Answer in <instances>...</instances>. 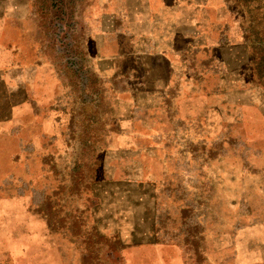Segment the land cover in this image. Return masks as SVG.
Instances as JSON below:
<instances>
[{
	"label": "rangeland",
	"instance_id": "obj_1",
	"mask_svg": "<svg viewBox=\"0 0 264 264\" xmlns=\"http://www.w3.org/2000/svg\"><path fill=\"white\" fill-rule=\"evenodd\" d=\"M153 2L0 0V264H264V0Z\"/></svg>",
	"mask_w": 264,
	"mask_h": 264
},
{
	"label": "crops",
	"instance_id": "obj_2",
	"mask_svg": "<svg viewBox=\"0 0 264 264\" xmlns=\"http://www.w3.org/2000/svg\"><path fill=\"white\" fill-rule=\"evenodd\" d=\"M153 3H154L153 0H150V3H149V4L152 5ZM150 15H151V14H150ZM0 53H1V51H0ZM0 61H1V59H0ZM4 65L6 66V64H4ZM11 66H12V65H11ZM11 66H10V67H11ZM1 68H2V65L0 64V84H1V75H2V71H3Z\"/></svg>",
	"mask_w": 264,
	"mask_h": 264
},
{
	"label": "water",
	"instance_id": "obj_3",
	"mask_svg": "<svg viewBox=\"0 0 264 264\" xmlns=\"http://www.w3.org/2000/svg\"><path fill=\"white\" fill-rule=\"evenodd\" d=\"M152 195H154V194H152Z\"/></svg>",
	"mask_w": 264,
	"mask_h": 264
}]
</instances>
